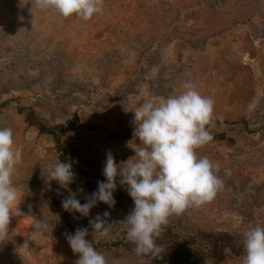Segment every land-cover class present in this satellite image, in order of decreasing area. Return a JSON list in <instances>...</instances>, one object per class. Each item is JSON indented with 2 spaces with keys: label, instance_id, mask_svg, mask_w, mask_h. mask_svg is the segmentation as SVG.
Instances as JSON below:
<instances>
[{
  "label": "rangeland",
  "instance_id": "1",
  "mask_svg": "<svg viewBox=\"0 0 264 264\" xmlns=\"http://www.w3.org/2000/svg\"><path fill=\"white\" fill-rule=\"evenodd\" d=\"M185 81L214 100L207 130L218 139L196 151L224 183L211 203L171 216L158 241L206 264H242L245 231L264 227V0H103L87 22L34 0H0V127L22 149L13 183L24 214L11 218L0 264H75L70 227L88 228L91 240L89 221L106 211L111 235L93 243L107 264H160L126 239L134 203L119 179L115 205L98 202L84 217L56 207L69 192L45 176L51 163H71L69 187L85 203L105 180L108 152L118 165L135 155L127 145L136 106L179 93ZM32 114L60 145L29 124ZM25 216L49 225L28 249Z\"/></svg>",
  "mask_w": 264,
  "mask_h": 264
},
{
  "label": "clouds",
  "instance_id": "2",
  "mask_svg": "<svg viewBox=\"0 0 264 264\" xmlns=\"http://www.w3.org/2000/svg\"><path fill=\"white\" fill-rule=\"evenodd\" d=\"M34 6L54 9L61 17L76 16L85 22L103 12V0H34ZM181 89L179 93L136 106L132 111L133 139L127 145L135 155L118 165L108 152L103 166L105 180L98 181L97 190L85 203L69 187L75 178L71 163L53 162L45 176L48 184L54 181L69 192L62 201L64 210L84 217L90 215L98 202L115 205L113 194L119 179L134 203L124 223L126 239L134 245L137 256L154 259L160 255L164 249L156 241L169 218L183 214L189 207L211 203L223 188L224 182L217 175L218 166L206 156L198 157L196 151L212 140L207 125L214 115V100L202 95L190 81L182 83ZM13 137L12 128L0 127V241L10 234L11 218L24 216L20 190L13 183L22 149L16 146ZM225 174L230 175V170H225ZM108 216L106 211L89 221L93 229L91 240L88 228H77L74 234L66 236L78 255L75 264H107L93 241L110 237ZM25 217L32 219V230L24 234L22 247L28 249L29 242L42 238L49 225L44 217L40 220ZM243 250L242 264H264V227L252 226L245 231Z\"/></svg>",
  "mask_w": 264,
  "mask_h": 264
},
{
  "label": "trees",
  "instance_id": "3",
  "mask_svg": "<svg viewBox=\"0 0 264 264\" xmlns=\"http://www.w3.org/2000/svg\"><path fill=\"white\" fill-rule=\"evenodd\" d=\"M29 124L34 127H39L40 131L44 134L53 135L55 138L57 145H60V137L56 134V132L53 129L47 128L44 125H41L40 122H38L36 119H33V114L29 117ZM213 140H217V136H212ZM220 139H225V136L221 137ZM65 157H63L64 159ZM55 205L57 208L63 209L61 202H55ZM67 213V211H66ZM70 231L72 234L75 233V229L73 227H70ZM159 245V241L157 239L156 241ZM94 248H98L97 245L93 243ZM164 249V248H163ZM158 263L160 264H206V260L198 255L197 253H189V252H183L176 249H164V251L154 258Z\"/></svg>",
  "mask_w": 264,
  "mask_h": 264
}]
</instances>
